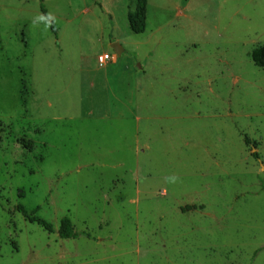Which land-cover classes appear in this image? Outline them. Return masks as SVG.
Instances as JSON below:
<instances>
[{
    "label": "rangeland",
    "instance_id": "374dc122",
    "mask_svg": "<svg viewBox=\"0 0 264 264\" xmlns=\"http://www.w3.org/2000/svg\"><path fill=\"white\" fill-rule=\"evenodd\" d=\"M134 8L0 0V264H264V0Z\"/></svg>",
    "mask_w": 264,
    "mask_h": 264
},
{
    "label": "trees",
    "instance_id": "16d2710c",
    "mask_svg": "<svg viewBox=\"0 0 264 264\" xmlns=\"http://www.w3.org/2000/svg\"><path fill=\"white\" fill-rule=\"evenodd\" d=\"M134 1H135V8L133 14H129V24L131 31L134 34L139 35L145 32L148 0H134ZM43 12L45 13L44 10ZM252 59L256 66L264 69V45L259 46L253 51ZM246 142L247 143L249 142V138H246ZM25 144L27 145V141H25ZM18 211L23 215V217L27 221L31 223H37L38 225L43 227L45 231L49 233L54 232L52 225L48 224L47 222L36 216V211L28 212L24 207H19ZM59 236L63 239H70L76 237L73 223L69 218H64L61 220L60 228H59Z\"/></svg>",
    "mask_w": 264,
    "mask_h": 264
},
{
    "label": "built area",
    "instance_id": "2783aa9c",
    "mask_svg": "<svg viewBox=\"0 0 264 264\" xmlns=\"http://www.w3.org/2000/svg\"><path fill=\"white\" fill-rule=\"evenodd\" d=\"M117 59L116 55H108V54H104L102 56L98 57V62L101 66L106 65L108 62H114Z\"/></svg>",
    "mask_w": 264,
    "mask_h": 264
},
{
    "label": "water",
    "instance_id": "95a60500",
    "mask_svg": "<svg viewBox=\"0 0 264 264\" xmlns=\"http://www.w3.org/2000/svg\"><path fill=\"white\" fill-rule=\"evenodd\" d=\"M113 49L115 50V52L118 54V55H121L122 52H123V49L118 45V44H114L112 45ZM255 150V148H254Z\"/></svg>",
    "mask_w": 264,
    "mask_h": 264
},
{
    "label": "crops",
    "instance_id": "0c3cea01",
    "mask_svg": "<svg viewBox=\"0 0 264 264\" xmlns=\"http://www.w3.org/2000/svg\"><path fill=\"white\" fill-rule=\"evenodd\" d=\"M116 60H117V59H116ZM116 60H115V61H116ZM115 61H114V62H115Z\"/></svg>",
    "mask_w": 264,
    "mask_h": 264
}]
</instances>
